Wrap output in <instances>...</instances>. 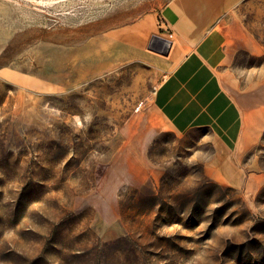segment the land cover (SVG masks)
Returning a JSON list of instances; mask_svg holds the SVG:
<instances>
[{"label":"rangeland","instance_id":"rangeland-1","mask_svg":"<svg viewBox=\"0 0 264 264\" xmlns=\"http://www.w3.org/2000/svg\"><path fill=\"white\" fill-rule=\"evenodd\" d=\"M170 1L0 0V264H264V126L220 181L211 132L150 106ZM225 1L223 77L264 106V0Z\"/></svg>","mask_w":264,"mask_h":264},{"label":"crops","instance_id":"crops-1","mask_svg":"<svg viewBox=\"0 0 264 264\" xmlns=\"http://www.w3.org/2000/svg\"><path fill=\"white\" fill-rule=\"evenodd\" d=\"M227 4L225 0H172L159 15L172 34L160 30L157 16L149 14L146 35L138 45L146 43L148 48L153 35L161 33L168 48L164 56L170 71L155 89L151 108L178 132L208 129L222 167L210 172L216 180L242 182L238 159L260 140L264 106L261 100L241 104L223 77L225 34L214 22Z\"/></svg>","mask_w":264,"mask_h":264},{"label":"water","instance_id":"water-1","mask_svg":"<svg viewBox=\"0 0 264 264\" xmlns=\"http://www.w3.org/2000/svg\"><path fill=\"white\" fill-rule=\"evenodd\" d=\"M154 39L156 41H152L149 45H148V48L151 49V50H154L158 53H161V54H167L168 52V48H166V45H165V40L164 38L162 37H159L157 35H154Z\"/></svg>","mask_w":264,"mask_h":264}]
</instances>
